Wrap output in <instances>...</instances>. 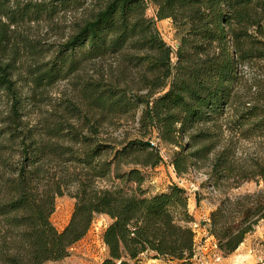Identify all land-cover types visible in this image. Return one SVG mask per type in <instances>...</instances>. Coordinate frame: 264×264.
Instances as JSON below:
<instances>
[{
	"label": "trees",
	"instance_id": "1",
	"mask_svg": "<svg viewBox=\"0 0 264 264\" xmlns=\"http://www.w3.org/2000/svg\"><path fill=\"white\" fill-rule=\"evenodd\" d=\"M0 106V264L66 253L99 215L111 220L101 264L148 252L191 264L187 190L150 193L146 170L165 145L178 177L208 165L218 189L264 183V0H0ZM64 195L75 204L59 230ZM209 219L230 255L264 220V194L227 195Z\"/></svg>",
	"mask_w": 264,
	"mask_h": 264
},
{
	"label": "rangeland",
	"instance_id": "2",
	"mask_svg": "<svg viewBox=\"0 0 264 264\" xmlns=\"http://www.w3.org/2000/svg\"><path fill=\"white\" fill-rule=\"evenodd\" d=\"M143 13L147 17L155 18L156 7L153 4H148V7L143 11ZM61 22L67 23V20L64 18ZM156 26L163 39L170 46H173L177 43L176 31L171 19L156 21ZM30 32L39 36L45 34L44 37L50 38V41L55 39V37H52L55 31L50 30L46 32V29H44L42 26L38 28L37 26L32 25ZM19 85H21V87H24V91L27 92V86H25L24 81H20ZM67 87L68 84L66 80L57 82L53 86V88H51L52 96L55 97L57 95H61V92L65 91ZM0 108H3V106H0ZM244 147L248 153H254L253 148L255 147H253L252 143L246 142L244 144ZM161 151L165 158V162L155 168H149L146 170L148 173V179L142 187L149 190L150 193L167 190L172 183H177L187 190L188 202H211L216 207L227 195L235 197L253 193L264 194V183L263 181L259 180L245 181L239 187H233V185L228 187L225 184V187H223V189L216 188L215 186L211 185L212 183L209 175L208 165L202 168L192 169L188 174L182 177H178L173 169V166L170 164L173 149L169 146L163 145ZM192 183H194L197 187V189L194 191H191L189 188ZM74 204L75 199L69 195H64L57 198L56 208L51 216V220L57 227V229L62 230L68 224L74 208ZM109 223L110 218L108 216H97L94 223L92 224V227L84 238L71 246L66 253L51 251L43 254L41 257L43 264H101L108 255V250L102 236L105 228L109 225ZM194 223L196 222L193 221L192 223L193 229L195 228ZM197 223L201 225L200 222ZM246 238L252 239V243L257 250L264 248V220H261L258 225L255 226L254 231L250 234H247ZM211 250L208 251L206 256L207 258H211L215 252H218L219 254H221L223 259L224 254L219 250L218 247L217 249L212 248ZM260 251L263 252L258 253H262L264 255V249ZM197 252L200 253L199 247H196V253ZM145 256L147 258H151L149 253H146ZM141 259L142 258L140 257L138 261H140ZM167 260L168 259H166L165 261L167 262ZM197 262L198 261L193 258L191 264H195ZM132 263L138 264L136 261L131 262V264Z\"/></svg>",
	"mask_w": 264,
	"mask_h": 264
},
{
	"label": "crops",
	"instance_id": "3",
	"mask_svg": "<svg viewBox=\"0 0 264 264\" xmlns=\"http://www.w3.org/2000/svg\"><path fill=\"white\" fill-rule=\"evenodd\" d=\"M216 206L211 202H188V209L191 215L194 217L195 222H200L201 226L197 229H193L195 231V245L199 247L200 253L203 256H207L209 250L212 249V244L216 242V238L210 234L209 232V223L206 222L210 217V213L214 210ZM111 222V220H110ZM264 248H261L262 250ZM257 250L252 243V239L246 238L245 241L228 256L224 255L223 259L218 264H264V255L263 252ZM212 251V250H211ZM151 258H147L145 254L141 256V260L138 261V264H185L180 260H171L168 259L167 263L163 258L154 257L153 252H148ZM236 256V257H235ZM235 257V259H234ZM145 259V260H144ZM235 260V261H234ZM165 262V263H163ZM134 264V263H132ZM199 264V262L195 263Z\"/></svg>",
	"mask_w": 264,
	"mask_h": 264
},
{
	"label": "built area",
	"instance_id": "4",
	"mask_svg": "<svg viewBox=\"0 0 264 264\" xmlns=\"http://www.w3.org/2000/svg\"><path fill=\"white\" fill-rule=\"evenodd\" d=\"M152 143L156 145L157 144V141L155 139H153V142ZM189 188H190L191 191H194V190L197 189V187H196V185L194 183H192ZM209 221H210V219H207L206 220V222H208V223H209ZM200 226L201 225L198 224L197 222L194 223V227H195L194 230L197 229V228H199ZM217 247H218L217 246V243L215 242L213 244L212 248L213 249H217ZM193 258H195L199 262V264H218L222 260V256L218 252H215L212 255L211 258H207L206 256H203L202 253H199V252L196 253L195 252Z\"/></svg>",
	"mask_w": 264,
	"mask_h": 264
}]
</instances>
